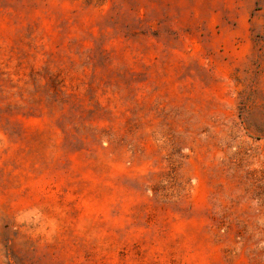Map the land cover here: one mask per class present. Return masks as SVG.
Returning <instances> with one entry per match:
<instances>
[{
  "label": "rangeland",
  "instance_id": "rangeland-1",
  "mask_svg": "<svg viewBox=\"0 0 264 264\" xmlns=\"http://www.w3.org/2000/svg\"><path fill=\"white\" fill-rule=\"evenodd\" d=\"M0 264H264V0H0Z\"/></svg>",
  "mask_w": 264,
  "mask_h": 264
}]
</instances>
